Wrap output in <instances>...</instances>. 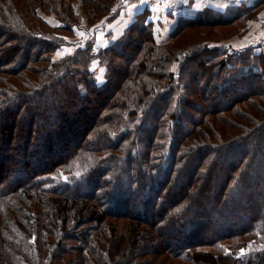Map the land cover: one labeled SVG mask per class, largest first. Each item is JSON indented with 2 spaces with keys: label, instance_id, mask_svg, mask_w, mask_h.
<instances>
[{
  "label": "trees",
  "instance_id": "1",
  "mask_svg": "<svg viewBox=\"0 0 264 264\" xmlns=\"http://www.w3.org/2000/svg\"><path fill=\"white\" fill-rule=\"evenodd\" d=\"M59 1L16 0L24 18L12 15L18 9L13 2L14 9L0 0V120L22 99L45 87L66 89L65 82L73 89L68 90L73 101L81 102L72 113L68 106H56L53 129L40 128L38 144L26 133L17 154L4 151L17 147L9 141L15 139L8 130L13 124H2L0 264H175L169 257L192 264H264V243L258 240L264 234V174L256 171L257 156L264 168V51L249 50L243 58L209 42L159 50L139 21L130 27L129 34L138 32L135 41L130 36L122 50L108 51L111 75L102 87L85 58L69 54L41 60L51 76L28 90L18 83L19 89L15 79L20 70H32L28 63L34 49L38 55L48 53L56 44L47 39L52 34L42 30L45 21L35 8L59 11ZM85 1L90 11L93 1ZM105 1L99 13L110 8L112 0ZM263 4L257 0L253 9ZM240 13L225 18L221 10L210 9L201 18H182L173 36L187 27L233 24ZM201 33L208 36L205 29ZM255 56L260 71L254 70ZM175 62L180 64L164 78L156 71ZM241 63L248 68L239 71ZM76 65L85 74L82 84L70 76ZM144 129L147 133L139 136ZM221 157L227 159L224 165ZM221 166L225 173L219 186L213 185L215 194H202L212 188L210 176ZM185 171L184 185L173 187ZM198 174L209 181L196 191ZM198 193L200 205H213L217 218H207L206 207L189 212ZM211 222L217 230H207L209 236L205 228ZM208 244L215 249H203Z\"/></svg>",
  "mask_w": 264,
  "mask_h": 264
},
{
  "label": "rangeland",
  "instance_id": "2",
  "mask_svg": "<svg viewBox=\"0 0 264 264\" xmlns=\"http://www.w3.org/2000/svg\"><path fill=\"white\" fill-rule=\"evenodd\" d=\"M7 1L10 2V5H12L11 7L14 9L16 0H7ZM92 1L93 2L90 5L91 8L90 11L89 8L87 9V4L85 0H62V1L60 0L57 4L59 11H55V10L46 11L44 10V8L40 6H37L35 8V12L37 16L41 17V20L45 21V25L44 26L41 25L43 27L42 30L49 31L50 34H52V36L46 35L47 39L53 40L54 42H56V44L51 45L52 47L51 49H49L50 52L48 53H40L38 55L35 53L37 50L34 49V53H32L33 55L29 56L31 61L28 63V66L32 70H20L17 75L18 77H16L17 79H15L19 89L22 88L19 86L20 84L23 85L24 89L26 90L32 89L31 88L32 85L37 83L42 84V82H44L47 78H49V76H51V73H49L50 70H48L51 68L48 69L46 68V70L42 68L43 61L41 60H46L48 57L51 58L52 61L54 59L58 60L69 54L77 55L80 58H85L84 60L85 63L87 62L86 64L88 70L91 71L92 74L94 75L93 79L98 83L99 86L102 87L103 85L106 84V82L109 80V77L111 75V71L109 69V65H110L109 50L113 47L122 50L126 41L127 40L129 41L130 36H132L130 38L131 41H135L134 40L135 37L137 38V36H139L138 32L135 31L133 32V34H129L131 32L130 27L133 26L134 24L137 25L139 21H140V24H138L139 26L145 24L146 28L152 32L154 36L153 37L154 43L158 46V48L159 47H161V49L166 48L165 50L172 49L174 47L178 48V50L185 49L191 45H196L203 42H209L211 46L213 45L219 47L221 51L225 52L226 50L229 53L239 52L240 55L243 56V58L247 57L246 54L249 52V50H251L256 55L260 54L261 51L262 52L264 51V4L258 11H255L254 10L255 8L253 9V6H255L257 0H226L229 3L228 4L229 7L225 8L224 10H221L223 12V15L226 16L225 18H232V15L238 12H241L240 15H242L233 24L230 25L225 24L221 26L216 25L213 27L211 26L210 27L194 26L189 28L187 27L183 32L177 34L176 37L173 36V32L177 29L178 26L173 28L171 34H168L165 28L166 25L165 20H167L169 17H172L169 15V10H166L164 7V5L167 4L168 0H146L145 1L146 5H143L144 7H142L143 10L141 9V12L137 14L135 18L132 19V21L128 24L127 28H125L123 32L120 31L117 32L116 34L111 32V26L113 25L112 20L115 19L120 14V11L123 9L122 6H125L128 3L127 1L129 0H112L109 5L110 8L106 12L102 10L101 13H99V11L102 9V7H105V5L108 2L105 0H92ZM130 1H134V0H130ZM155 1L157 3L161 1L159 5L161 7L160 8L161 12L159 14L151 11L153 10L151 9L152 8L151 6H153L152 4ZM12 2L14 3V5L12 4ZM215 3H218V1H215ZM15 6L16 8H18L17 7L18 5ZM21 8L19 7L14 13H12V15L25 18L24 15L25 11L21 10ZM210 9L217 10L214 7H205L199 12L197 16H200V18L202 16H206L207 13H210ZM255 12L257 13L255 14ZM31 15L33 16V14ZM158 16H161V20H157ZM182 18L178 19L177 25H179L180 23L179 21ZM192 18L190 17L187 19H192ZM37 21L40 22L38 19ZM203 29L207 31L208 36L203 37L202 35L203 33H201ZM22 30L27 31L25 28ZM80 33H84L85 35L81 36ZM16 37L18 39V43L24 45V43L22 42L23 39L20 38L21 36L18 35ZM21 52L23 55L24 54L23 49L21 50ZM35 55L38 56L37 59L35 58L36 57ZM126 62H129V60H127ZM126 62L123 61L124 64ZM252 62L253 64H255L254 70L260 71L261 67L259 64V58L255 56V59L253 58ZM177 63L178 62L172 63L170 66L166 65L165 68L159 71L158 69H156V71L162 72L164 78V76L166 77L167 73L170 72L172 68H175L177 65L180 64ZM247 64L248 63H241L239 65L236 64L235 65L237 66V69L239 71H244L248 68ZM79 66L81 65H76L73 67L74 68L73 71L75 75L70 73V76L73 77L77 83L82 84L83 82L81 81L84 80L85 74H82L81 72L75 70L76 68H79ZM234 72L236 73L235 69ZM243 73H247V72H243ZM70 80H71V84L74 83L72 79ZM260 81H258V83L260 84V86H262L263 83ZM29 82H31V84H29ZM202 82L208 84L207 80H202ZM213 82L214 81H212L211 86L215 84ZM65 83H66L65 86L68 85L66 89L45 87L41 92H37L36 94H34V96H29V98L22 99L18 109H14L12 112H10L9 113L10 115H7L4 120L1 118L2 120H0V133H2L1 131L5 130L4 125L2 124L5 123L6 125L9 123L10 126L13 124L14 127L12 126L8 127V130L12 128L13 130L12 134L13 135L17 134L16 136L15 135L13 136L11 134V136L15 137L16 142H13V140L15 139H12V137L9 139V141H11L10 145L12 144L15 146V148L16 147L17 148L9 150V148H11L12 146L8 147L9 145L8 146L6 145L7 147L4 149V151L7 154H17L20 147V142H23L22 138L25 137V135H27L28 133L29 135H31L33 142H35V144L36 143L38 144V142L40 141V136L42 134L40 128H44L43 131H45L50 128L52 130L53 126H55L53 117L51 115L54 113L56 114V110L60 109L56 106L63 105L65 106V108H67L68 106L71 113L77 112L79 110L81 106V102L79 100L73 101L75 97L72 98L71 96L73 95L71 94V92H68V90L73 91V89L69 82H65ZM240 86H241L240 91H243V93L246 94L247 93L246 85L244 86V83H242L240 84ZM262 89H264L263 86ZM22 97L23 96H21V98ZM23 108L25 110H23ZM245 108H248V106H245ZM67 112L69 113V111ZM153 119L154 118H151L149 123H151ZM183 120L189 121V119L186 116L183 117ZM213 124L215 125L214 127L215 130L219 131L218 128L219 129L221 128L219 123L217 124L214 122ZM38 128H39V132L37 131ZM69 129L71 132L75 131L73 128H69ZM76 129L79 128L77 127ZM35 132L38 133L36 134ZM33 133L35 134L34 136H32ZM146 133H147L146 129H144L143 131L141 130L139 136L145 135ZM209 133L210 135H214L216 132L214 133L213 131ZM29 142H30V138L28 140V143ZM143 143L144 141L142 140H138V142H136V144L138 145H142ZM256 159H257L256 171L259 172V174L257 175L260 177V175L264 174V168L262 169V166H260L261 157L257 156ZM226 161L227 159L225 157H221L219 160L220 164L223 165L226 163ZM220 168L221 169L216 170V172L210 176L212 181V188H207V189L204 188L201 191L202 194L207 193L211 196L215 194L216 189L214 188V186L216 188L219 186L220 184L219 180L221 177H223L225 173V171H223L222 169L223 166H221ZM252 174L255 177L257 176L255 172H253ZM186 176H189V172L186 171L181 172L178 175L177 179L175 180L173 187L178 188L180 185H184L183 182L185 179H187ZM196 177L193 183L197 191L204 182L206 183L207 181H209V178L200 176V174H198V176ZM183 190L185 189L183 188ZM188 191H190V189H188ZM237 192L234 193L233 195L238 196L239 191ZM199 194L200 193H198L195 196V200L197 201V203L195 205H192L191 207L192 212L189 211L191 214H194V212L201 210L204 211V209L201 207H206L205 204H202V206L200 205V202H203V198H201ZM176 196L177 195L173 196L172 199H176L175 198ZM206 208L210 210V212L206 215L207 218H214V219L217 218L215 212L216 208L213 205ZM211 225L212 227L205 228L206 233H208V235L210 234L209 236H211L212 232H209L207 230L210 229L217 230L215 223L211 222ZM258 240L264 243V234L259 235ZM225 242H229V241H225ZM212 246L215 249V245H211V244L206 245V247L204 246L203 249L211 250L213 248ZM166 254L164 253L162 257H165ZM170 258L171 257H169L166 260L170 262H175V264H192L188 261L182 262L181 260L177 259V257H173L171 259Z\"/></svg>",
  "mask_w": 264,
  "mask_h": 264
},
{
  "label": "crops",
  "instance_id": "3",
  "mask_svg": "<svg viewBox=\"0 0 264 264\" xmlns=\"http://www.w3.org/2000/svg\"><path fill=\"white\" fill-rule=\"evenodd\" d=\"M145 1L146 0L127 1L128 3L125 6H122L123 9L120 11V14L112 20L113 25L111 26V32L115 34L120 31L123 32L132 19L141 12L142 7H144L143 5H146ZM215 1H218V3H215ZM160 3L161 1L158 3L155 1L152 4L153 6H151V9H153L151 11L159 14L161 12V7L159 6ZM228 4L229 3L226 0H168L164 7L166 10H169V15L172 17L165 20V28L168 34H171L173 28L177 26L179 18L196 17L205 7H214L216 9L224 10L229 7ZM157 20H161V16H158Z\"/></svg>",
  "mask_w": 264,
  "mask_h": 264
},
{
  "label": "snow or ice",
  "instance_id": "4",
  "mask_svg": "<svg viewBox=\"0 0 264 264\" xmlns=\"http://www.w3.org/2000/svg\"><path fill=\"white\" fill-rule=\"evenodd\" d=\"M81 36L85 35L84 33H80ZM77 175H79V173H77Z\"/></svg>",
  "mask_w": 264,
  "mask_h": 264
}]
</instances>
